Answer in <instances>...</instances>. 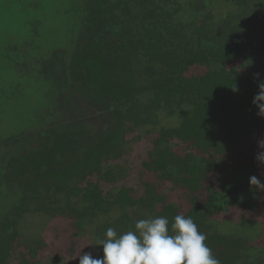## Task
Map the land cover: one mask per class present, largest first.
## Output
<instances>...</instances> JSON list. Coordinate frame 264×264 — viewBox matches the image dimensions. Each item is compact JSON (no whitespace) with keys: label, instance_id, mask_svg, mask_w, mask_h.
<instances>
[{"label":"trees","instance_id":"16d2710c","mask_svg":"<svg viewBox=\"0 0 264 264\" xmlns=\"http://www.w3.org/2000/svg\"><path fill=\"white\" fill-rule=\"evenodd\" d=\"M211 1L199 0L186 15H180L179 0L87 1L77 49L71 56L54 53L40 67L47 90L55 86L56 98H72L67 116L40 130L36 147L5 156L0 166V264H11L19 219L30 204L41 205L51 191L64 190L75 219L100 211L107 200L98 185L89 180L82 188L79 184L92 173L102 172L104 159L120 155L129 119L141 123L139 114H145L156 120L166 109L179 113L180 123L172 128L159 126L145 166L186 188L190 206L181 212L165 203L159 216L170 222L178 214L192 217L220 264H234L236 258L227 252L225 237L206 232L196 192L208 174L217 172L218 188L207 186V207L218 210L220 196L227 200L253 193L249 177L256 171L247 168L248 161L230 170L225 160L264 137V117L257 115L258 108L252 104L259 91L258 79H264V0H225L242 8L246 23L244 35L238 38L230 30L212 28ZM63 57L66 63H59ZM192 65L206 70L186 75ZM248 68L253 73L248 74ZM94 117L104 124L92 131L88 125ZM22 135L9 137L8 144L18 143ZM173 139L187 145L183 156L171 149ZM150 190L147 187V193L136 200L125 188L114 196L112 203L123 208L117 221L120 234L133 230L135 222L144 218L130 216L135 204L152 207L164 202V196ZM6 196L11 198L4 204ZM73 196L82 203L81 213L72 204ZM55 200L59 202L56 196Z\"/></svg>","mask_w":264,"mask_h":264},{"label":"rangeland","instance_id":"374dc122","mask_svg":"<svg viewBox=\"0 0 264 264\" xmlns=\"http://www.w3.org/2000/svg\"><path fill=\"white\" fill-rule=\"evenodd\" d=\"M87 1L0 0V166L5 156L36 147L38 132L58 124L67 116L72 98H56L59 90L55 86L47 90L40 67L51 60L54 53L71 56L77 49L84 32ZM198 1L179 0L183 5L180 15H186ZM208 7L214 30H230L237 38L244 35L246 21H243L241 7L225 0H212ZM62 60L64 62H58L66 63L67 57ZM205 70L203 65H192L186 75H199ZM62 71L59 69L60 73ZM247 73H253L252 69L248 68ZM141 101L144 104L146 100ZM158 114L156 120L152 115L139 114L141 123L129 119L123 132L120 155L104 159L100 165L102 172L92 173L79 184L82 188L89 180L98 185L107 200L100 211L86 212L75 219L66 205L64 190L51 191L39 206L30 204L15 227L9 257L11 264H79L80 256L85 253L102 258L103 246L97 243L104 238L106 229L112 227L120 234L117 221L123 208L112 201L121 188L128 190L135 200L147 193V187L151 188V193L164 196V202L157 201L152 207L135 204L130 211L135 212L130 215L132 217H158L165 203L174 204L181 212L189 208L186 188L159 177L156 171L145 166L150 160L159 126L172 128L180 123L179 113L166 109ZM103 124L104 121L94 117L88 127L95 131ZM252 131L257 133V129ZM20 134L23 135L18 143L8 144L9 137ZM261 139L264 137L243 146L239 153H233L225 160V168L232 170L248 161L247 168L256 171L255 176L264 183V164L255 159L258 152L264 151L258 146ZM170 147L182 156L188 150L187 145L177 139L171 141ZM216 173L208 174L206 182L197 191L205 216L203 224L208 227L206 232L225 237L227 252L236 258L234 264H264V188L253 186V193L244 198L230 196L227 210L215 213L206 208L204 201L210 186L218 188ZM70 185L72 182L68 187ZM10 198L4 197V204ZM72 198V204L81 213L79 197Z\"/></svg>","mask_w":264,"mask_h":264},{"label":"clouds","instance_id":"9594fccd","mask_svg":"<svg viewBox=\"0 0 264 264\" xmlns=\"http://www.w3.org/2000/svg\"><path fill=\"white\" fill-rule=\"evenodd\" d=\"M255 75L258 78L260 74ZM258 89L252 104L258 108L257 115L264 117V79H258ZM258 146L264 149V139L258 141ZM255 159L264 164V151L258 152ZM249 184L264 188L255 175L249 177ZM206 238L193 218L184 214L175 215L171 222L165 216L139 219L133 230L121 234L107 228L97 243L103 246V257L85 253L79 264H220L205 243Z\"/></svg>","mask_w":264,"mask_h":264},{"label":"flooded vegetation","instance_id":"af4514ba","mask_svg":"<svg viewBox=\"0 0 264 264\" xmlns=\"http://www.w3.org/2000/svg\"><path fill=\"white\" fill-rule=\"evenodd\" d=\"M196 194L198 195V192ZM218 195L220 196V194H218ZM220 197H221V199L219 198V204L221 207L218 206V208H219L218 210H216L215 208H212V207H207V206H206V208L207 209L210 208L215 213L221 212V210H227L226 206L229 204V202H228L229 198L227 200H226V198H224V200H223V197L222 196H220ZM204 203H205V201H204Z\"/></svg>","mask_w":264,"mask_h":264}]
</instances>
